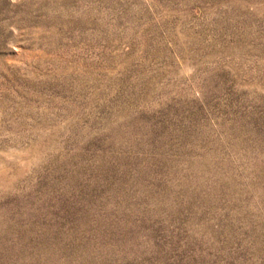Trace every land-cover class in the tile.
<instances>
[{"label":"rangeland","instance_id":"1","mask_svg":"<svg viewBox=\"0 0 264 264\" xmlns=\"http://www.w3.org/2000/svg\"><path fill=\"white\" fill-rule=\"evenodd\" d=\"M0 264H264V0H0Z\"/></svg>","mask_w":264,"mask_h":264}]
</instances>
